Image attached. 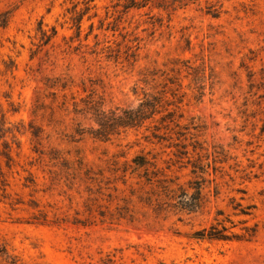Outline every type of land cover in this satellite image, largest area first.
<instances>
[{
	"label": "rangeland",
	"instance_id": "374dc122",
	"mask_svg": "<svg viewBox=\"0 0 264 264\" xmlns=\"http://www.w3.org/2000/svg\"><path fill=\"white\" fill-rule=\"evenodd\" d=\"M0 264H264V0H0Z\"/></svg>",
	"mask_w": 264,
	"mask_h": 264
},
{
	"label": "trees",
	"instance_id": "16d2710c",
	"mask_svg": "<svg viewBox=\"0 0 264 264\" xmlns=\"http://www.w3.org/2000/svg\"><path fill=\"white\" fill-rule=\"evenodd\" d=\"M162 101L163 99L160 96L145 94L144 98L140 101L139 105L136 108H116L114 110H111L110 112L95 108V122L98 125V129L93 130L91 134L95 138L108 140L112 135L118 133L120 129L142 127L146 122L155 120L157 116L165 112L166 105L169 106V104H164ZM88 109L92 110V107H89ZM172 114L173 112H168L167 115L161 117V121L167 122V119H170L169 117H172ZM170 122L174 121L171 120ZM133 163L135 165V167L133 168L134 171L143 168L146 174H148L147 176H149L148 167L152 164L147 161L145 157H137L136 159H134ZM198 193L201 194V189L198 191ZM185 196L187 197L186 193ZM182 205L188 207H183ZM196 207L197 205L191 202V200L189 199L187 201H184L183 204H181V208L184 210L189 209V211H192V209H195ZM196 235L199 239H229L227 235H224L223 233L218 231L217 228L214 226L211 227L209 231H203L202 233L199 232Z\"/></svg>",
	"mask_w": 264,
	"mask_h": 264
}]
</instances>
